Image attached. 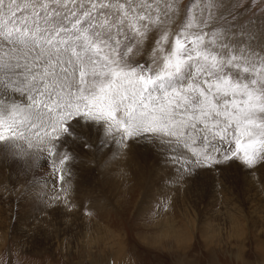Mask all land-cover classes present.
Masks as SVG:
<instances>
[{"label": "rangeland", "instance_id": "374dc122", "mask_svg": "<svg viewBox=\"0 0 264 264\" xmlns=\"http://www.w3.org/2000/svg\"><path fill=\"white\" fill-rule=\"evenodd\" d=\"M96 1L0 0V19L10 23L19 22L27 27L36 26L52 35L56 34L54 38L57 39L59 48L62 44L61 49L65 53L69 50L71 53L69 55L78 52L80 60L83 59L86 64L93 65V70L90 72L93 82L86 86L89 87L88 89L98 86L99 81L96 80V76L102 75L107 67L105 58L101 57L100 46L109 50L113 46L110 51L114 50L113 53L120 57L121 72L124 71L127 80L128 77L133 78L132 82L127 84V88L135 82L133 90L124 91L133 101L125 106L128 109L123 118H128L130 114L137 117L140 111L154 115V104H159L160 112H167L166 114L169 113L170 116L173 115L174 118L186 123L189 129L197 132L195 135L198 139L201 136L214 135L207 142L211 144L209 146H217L216 148L219 149L217 151L222 157L219 155L214 159L209 158L203 160L200 166L198 163L189 170L184 169L183 173L186 174L180 177L182 182L177 185L174 194L170 191L166 196L156 193V187L155 190H151L152 193L155 192L154 194L145 193V185L140 186L132 180L121 189V167L113 166L109 172V180L117 190L110 194L104 181L100 183L98 177L100 168L97 170L91 168L90 163L95 159L94 151H91L93 147L97 145L98 150H101L99 153L108 155L113 148L111 142L104 143V146L109 145V152L107 146L104 148L103 145L101 146L104 141L94 145L96 141L91 144L85 140L86 134L79 133L77 141L80 148L74 150L79 153L72 152L70 159L75 161L71 163L69 160L67 164L70 162L72 165L69 163L64 166L66 170L70 168L71 173L66 175L69 171L59 163L57 166L60 170H57L56 176L54 170L57 166L53 167L45 158H39L45 165L42 164L37 169L36 166L26 163V168H29L26 170L20 167L22 164L19 166L13 161H10L11 165H9L8 156L0 148L2 154L0 159L8 160L3 165L5 172H0L2 177L0 264H264V141L260 137L256 139L259 142L252 139V135L256 134L252 120L264 119V0H146L148 3L145 0H131L134 1L133 6L136 5L141 11L137 16H131L127 14V10L126 15L130 18L137 17L136 24H132L126 19L127 17L121 15L119 6L113 5L114 1L116 3L120 0ZM149 3L155 6L151 8L155 10L154 13L149 11L152 6ZM27 7H30L29 11ZM3 9L8 12L7 16ZM140 29H143L142 33L145 36L141 35ZM171 35L175 36V44L172 42L176 47L174 51L179 48L177 51L180 52L181 47L188 50L181 51L182 53L173 51L175 55L172 56L178 58V54L180 57L182 55L185 59L183 62L188 61L189 64L184 62L183 66L186 65L184 71H181L183 69L181 64L180 69L178 65H173L171 70L167 67V70L161 72L154 69L153 64L147 59L148 53L152 56L156 52H161L160 54L163 55L165 52L162 53L163 47L160 46L164 44V39ZM192 40L197 45L195 42H193L195 45L191 44ZM193 45L195 48H192ZM217 45L219 47L215 49ZM234 46H238V50L233 49L231 52L230 48ZM247 47L249 49H245ZM241 48L244 51L240 50ZM82 49L87 52L82 53ZM247 51L251 54L246 53ZM240 52L246 55L242 56ZM253 53H256V57L260 56L256 58ZM42 58L37 62V66L47 65L44 59L46 56ZM248 58L253 61L248 62ZM0 59L3 62H0V68L4 66L6 68V60H3L5 58L0 57ZM244 59L247 62L244 63ZM166 61L164 58L163 62ZM50 62L52 63V60ZM255 62L262 64L261 69ZM86 64L82 63L77 72L78 83L82 81L86 69H89ZM241 65L247 66L241 67ZM253 65L258 70H254ZM5 68L0 71H6ZM62 68L65 69V65ZM25 69L29 72L31 70ZM127 71L129 74L126 73ZM77 85L78 88H74L72 93L78 91L84 95L86 87ZM110 85L112 89L117 88L115 83ZM167 92L168 97H166ZM162 98L165 105L162 104ZM199 101L201 104L198 103ZM47 109L50 110V106L47 105ZM254 109L258 112L256 113ZM247 111L250 112L246 115ZM85 115L87 111L84 112L83 117ZM246 116L252 119V124ZM221 118H225V121ZM0 120L3 122L0 126L1 137L3 126L15 124L16 121L4 122L1 113ZM122 123L124 124V121L121 119L118 138L124 136L123 133H126L128 127L127 124ZM256 125L263 127L264 122ZM77 127L78 124L75 126L76 130ZM223 127L224 131L221 130ZM65 129L64 127L63 131ZM226 129H230V134L235 137L232 138L228 134L226 136L224 134ZM139 130L133 140L137 141L136 146L141 148L144 146L139 144L141 141L149 142V130L147 125ZM79 135L81 137H78ZM80 138L82 144L79 143ZM253 142H257L256 145ZM89 145H92L91 148L88 147ZM119 147L125 150L124 144ZM170 149L172 153L175 145ZM253 150L255 151L251 152ZM52 152L51 154H54V151ZM99 153L96 155H100ZM163 153L168 152L163 151ZM77 154L78 157L83 158L79 159ZM24 155L20 152L12 153L13 157ZM186 155L188 153L184 156ZM70 165L72 167H69ZM77 165L79 167H76ZM179 165L181 166V162ZM73 167L75 169H72ZM76 168L80 172L78 173L80 181L85 178L88 180L87 185L82 189L83 200L80 202L88 206L81 208L78 205V209L73 204L76 198H68L66 195L68 190L65 192L63 188L64 179L70 180ZM181 174L182 172H178V175ZM1 175L6 176L5 179ZM54 177L57 178L55 183ZM73 178L71 180H74ZM157 188L160 191L161 187L157 186ZM54 192L55 194L52 195ZM97 198L104 200L106 205L101 206ZM60 209L64 211L62 217L60 214L57 215ZM71 212H74V215ZM162 218L172 220V228L167 232L159 230L158 220ZM94 221L106 228V233L110 232L109 235L104 236L105 239L101 237L100 231L97 233L94 227H91ZM61 222H63L62 227ZM90 222L93 224L91 225ZM91 229H94L95 233Z\"/></svg>", "mask_w": 264, "mask_h": 264}, {"label": "bare ground", "instance_id": "6f19581e", "mask_svg": "<svg viewBox=\"0 0 264 264\" xmlns=\"http://www.w3.org/2000/svg\"><path fill=\"white\" fill-rule=\"evenodd\" d=\"M120 1H117L116 3L114 1L113 5L115 7H116V5L119 6V9H121L122 12L125 11L124 14H122V12H121V15H124V18L127 17V15H126L127 10H128L127 14H130L131 16H137L140 13L141 10L139 8H137L136 5L133 6L134 1H131V0H120ZM96 2H98V1H96ZM145 2H147V1L145 0ZM103 5H104V3H103ZM150 5H152V6L149 8V11H152V12L155 11L153 9L151 10V8H154L155 6L153 4H150ZM157 7H159V6H157ZM26 9L28 10V9H30V7H27ZM2 11L5 12L6 16L8 15L7 11H5L4 9ZM90 11H91V9H90ZM144 14H146V13H144ZM136 18L137 17H133V18L127 17L126 19L129 22H131L132 24H136ZM15 24L24 26V33L25 34H22V35L18 36L17 38L13 39V42H11L12 46H11V44L6 45L3 42H1L3 44H0V46L2 45L1 50H3V51L0 50V54H1L0 57L5 58L3 60H6V64H7V66H6L7 69L5 68V66L2 67V68H5L6 71H4V72H2L3 70L0 71V72H2V73H0V108H1L0 113L2 115L3 121L6 123L12 122L13 120L16 121L15 124L3 126L4 131L2 133V136L0 137V148L2 151H4V153H6V156L9 157V158L7 157V159L9 161L6 159L5 160L0 159V172H5L3 169V167H5V166H3V165L5 163H7V161L9 162V165H11L10 161H13L14 164L19 165V166H20V164H22L20 167H23L26 170L29 169V168H26L27 167L26 163H29L30 166L31 165L36 166L38 169V167L40 165H42V164L45 165V163H43L39 159L42 157L45 158L47 161H50V164L53 165V167H56L57 164L61 163L60 166L64 168L65 165L67 166L70 163L69 162L67 164V161L71 160V163H73V161H75V160L70 159L71 156L73 155L71 153L75 152L74 150L76 148L77 149L80 148V146H78L79 144L77 141L78 140L77 135L79 133L80 134L84 133L87 136V137H85V140H88L90 143L96 141L94 145L104 141L101 144V146L103 145L102 147L104 148L107 146V145L104 146L105 141H108L109 143L111 142L110 144L113 148H111L112 150L110 152L109 145L107 146L108 147L107 149L110 152V153H108V155H105L106 153L101 154L102 152L99 153L101 150L100 151L98 150L99 147L97 145L95 147H93V150H91V151H94L93 153H94L95 159L90 163L91 168H94L96 170L98 168H100L99 174H98V177L100 178V183H103V181H104V185L107 189H109L108 192L110 194H112L111 192L116 191L117 188H115L110 183L109 172L113 169L112 168L113 166H117V167H121V189H123L124 186L127 183H130L132 180V181L140 184V186L145 185L144 186V187H146L145 193L154 194L155 192L156 193L158 192V194L161 195V193H162V195L165 194L163 196H166L168 193H170V191L174 194L173 191H175V189H177L176 188L177 185L180 182H182L180 177L182 175L186 174V173L185 174L183 173L184 169L189 170L190 167L193 168L194 165H198V163H200L198 165V166H200L201 162L203 160L205 161V160H208L209 158L214 159L216 156L222 155L219 151H217V150H219L216 148L217 146H215V147L209 146L211 144L209 142H207L208 139L214 135L201 136L198 139V136L195 135L197 132H195L192 129H189L185 125L186 123L184 124L180 119L174 118L173 115L170 116L169 113L166 114L167 112L166 113L160 112L159 104H154V115H150L146 111H140V115L137 117L134 114H130L128 116V118H126V119L123 118L125 116V113H127V109H128L125 106H127L128 103L133 101L132 98H128V96L124 93V91H130L131 89L133 90L134 86H135V82L132 85H130L129 88H127L128 87L127 84H130L132 82L133 78L130 79L131 77H128L129 80H127L126 79L127 76L125 75L124 71L121 72V60H119L120 57L117 54L113 53L114 50L110 51L113 46L110 48V50L107 47L105 48L104 46H100L99 51L102 52V55H101V53H100V55H101V57L103 56L105 58L104 59L102 57L106 61L105 63H107V67H106V69H104V72L101 73L102 75L96 76V80L99 81V83H97L98 86L93 88V89H88L89 87H86V86L89 85L91 82H93L92 77H91V73H90L93 70V65L86 64L83 59L80 60V54L78 52L77 53L75 52V54H73L75 57L73 55H69L70 50L69 51L67 50L68 54L65 53V51H63L61 49L62 44H60L61 47L59 48L57 39L54 38L56 34L52 35V33L48 32L44 29L38 28L36 26H35V28L34 27H27L25 24H20L19 22L15 23ZM13 28L14 27H12V29ZM140 30H141L140 32L142 33L143 29H140ZM141 35L145 36L144 33H142ZM139 37H141V36H139ZM174 37H175L174 35H171V37L170 36L166 37L164 39L165 42L163 41L164 44L162 46H160V47H163L162 53L165 52L166 53V54L164 53L165 55L160 54L161 52L160 53L156 52V50H155L156 53L152 56H151V53H148L149 57L147 59L153 64L154 69H157V70L162 72V71H165L164 69H166L167 67H169L168 68V70H169L173 65H175V66L178 65V69H180L179 65H181V64H182L181 66L183 67V69L181 71H184V69L186 68L185 67L186 65L183 66V64L185 62V61L183 62V60H185V59H183L182 55H181V57H182V59H181L180 55L178 54L181 51L185 52L186 51L185 48L181 47L180 52L177 51L179 48L176 49V51L178 52L177 53L178 58L173 57L175 55V54H173V51L176 48V47H174V44H175ZM64 39H66V38H64ZM61 40H62V38H61ZM215 41H217V39ZM179 42H180V40L178 41V43ZM193 42H195V41L192 40L191 44H194ZM191 44H190V46H191ZM195 44L197 45L196 42H195ZM237 44H239V43H237ZM63 45L65 46V44H63ZM194 45L192 46V48L194 47ZM228 45H229V43H228ZM244 45H246V44H244ZM217 47H219V46L218 45L215 46V49ZM237 47L234 46V47H232V49L230 48V51L233 52V49H235L234 51L238 50ZM225 48L227 49V47H225ZM243 48H241L240 50H242ZM83 49L81 50V52L86 53L87 50L84 51ZM245 49H249V47H247ZM250 49H251V47H250ZM176 51H174V52H176ZM243 51H244V49H243ZM127 53H129V52H127ZM242 53H241V55H242ZM246 53L251 54V52H248V51ZM257 53H259V52H257ZM188 54L186 56H188ZM203 54H205V53H203ZM253 54H255L253 56L256 57V53H253ZM141 55H142V53H141ZM244 55H246V54H244ZM244 55H242V56H244ZM43 56L44 57L46 56V58H44V59L46 60L47 65L44 67L37 66L36 65L37 62L39 60L43 59L42 58ZM204 56H203V58H205ZM259 56L257 55L256 58H258ZM226 57H227V55H226ZM49 58L52 60V63L50 62L51 60ZM164 58L167 60L166 62H163ZM208 59H206V61ZM241 60L239 59V61H241ZM245 60L246 59L243 60L244 63L247 62V60L246 61ZM262 60H263V56H262ZM243 61H242V63H243ZM249 61H250V59L248 60V62ZM251 61H253V60H251ZM259 61H261V60H259ZM187 62H185V63H187ZM220 62H221V60H220ZM1 63H3V62H1ZM14 63H15V66H14ZM82 63L86 64L87 67L89 66V69L88 70L86 69V72L83 75L82 81L80 83H78V81H77V74L78 73L77 72L79 71L80 65ZM187 64H189V63H187ZM255 64L257 65L258 63L255 62ZM16 65H17V67H16ZM63 65H65V67H66L65 69L62 68ZM261 65L258 64L257 67L260 68ZM243 66L241 65V67H243ZM246 66L247 65H245L244 67H246ZM31 67H33V68L31 69ZM255 67L256 66L253 65L254 70L255 69L258 70ZM2 68H0V69H2ZM25 68H28V69L30 68L31 69L30 72L28 70H26ZM247 69H248V67H247ZM250 69H251V67L249 68V70ZM249 70H248V72H249ZM26 71H27V73H26ZM126 73H128V71ZM89 78H91V79H89ZM111 83L112 84L115 83V86H117V88H114V89L110 88ZM77 84L82 85V87H86L85 88L86 91H85L84 95L79 93L78 91L75 94L72 93L73 92L72 90L74 88H78ZM195 87H196V85H195ZM124 88H126V89H124ZM222 90H224V89H222ZM219 94H221V93H219ZM137 95L138 94H136V96ZM168 96L169 95L167 92L166 97H168ZM163 100H164V98H162V104L165 105V101H163ZM214 100H215V98H214ZM198 103H200V101ZM85 104H86V107L84 108ZM47 105L50 106V110L47 109ZM164 107H166V106H164ZM220 108H221V106H220ZM172 110H174V109H172ZM205 110H207V109H205ZM86 111H87V115H85L83 117V114ZM254 111H255V109H254ZM249 112L250 111L245 112L246 115L249 114ZM251 112H253V111H251ZM12 113H14V114H12ZM237 115H238V113H237ZM213 116H215V115H213ZM249 116H246V117L249 119L248 121H251L252 119H250ZM251 116H253V115H251ZM81 117H83V118L80 119ZM254 117H256V116H254ZM121 119L124 121V124L123 123L122 124L123 125L127 124L128 127L126 129V127L124 126L125 127L124 129H126V133H123L124 136L119 137V138H121V140H119L118 128L121 125L120 124ZM181 119H182V117H181ZM216 119L218 120V118H216ZM221 119H224V121H225V118H221ZM208 120H210V119L208 118ZM261 120H263V121H261ZM252 121H254L253 127L256 129V131L252 130V131L256 132L255 135L251 134L253 136L252 139L256 140L260 137L264 141V138H263V136H264V125H263V127H259V125H256V123H259V122H260V124L263 123L264 119L255 118ZM252 121H251V124H252ZM221 123H222V121H221ZM2 124H3V122L0 120V126H2ZM77 124H78V127L76 130L75 126H77ZM145 125H147V128L149 130V132H148L149 133V135H148L149 142L143 143V141H141V142L139 141L140 142V143L138 142L139 144L144 145L141 148H139L136 146L137 141L135 142L133 139H134V137L136 138V136H137L136 134L138 133V131L140 132L139 129H143ZM222 125H223V123H222ZM149 126H150V128H149ZM212 126H213V124H212ZM64 127L66 128L65 131H63ZM229 127H231V126H229ZM197 129H198V127H197ZM223 129H224V127L221 130L224 131ZM219 133H221V132H219ZM221 134H223V133H221ZM224 134L225 135L228 134L232 138L235 137L232 134H230V129L225 131ZM78 137H81V136L79 135ZM201 138H203V139H201ZM146 139H147V137H146ZM80 140L81 141H79V143L81 142V144H82V139L80 138ZM257 142H259V141H257ZM260 142H262V141H260ZM256 143H254V145H256ZM122 144L125 145V150L121 149V147H119V145L121 146ZM251 144H250V146H251ZM172 145H175V149L172 152L173 154L170 153L171 152L170 148ZM91 146L89 145L88 147L91 148ZM84 149H87V148H84ZM231 149H232V146H231ZM52 151H54V154H51V153H53ZM163 151L168 152L167 154H169V155H167L166 153H163ZM254 151L255 150H253L251 152H254ZM13 152H20V153L25 154V155L22 157H13L12 156ZM47 152H49V153L47 154ZM105 152H107V151H105ZM75 153H79V152L77 151ZM97 153H99L100 155H96ZM186 153H188V155L184 156ZM249 153H250V151H249ZM49 156H51V158ZM82 156L84 157V154H82ZM165 156H167V157L165 158ZM47 157H48V159H47ZM77 157H78V154H77ZM1 158H2V156H1ZM3 158H5L4 154H3ZM78 158L82 159V158H80V156ZM79 159H78V161H79ZM180 159L182 161H179ZM209 161H211V160H209ZM180 162H181V166L183 165L182 167L179 165ZM71 165L69 167H72ZM78 165L76 167H79ZM202 168H204V167H202ZM30 169H32V168L30 167ZM33 169H34V167H33ZM58 169H59V166H57V169L54 170L55 176H56V172ZM64 169H63V172H64ZM72 169H75V167H73ZM43 170H44V167H43ZM69 170H70V168H69ZM178 172H182V174L178 175ZM67 173L69 174L71 172L70 171L66 172V175H67ZM73 173H74L73 174L74 178H73V176H70V177L73 178L74 180H71V178H70V180H68V181L66 180L67 181L66 182L65 181L66 178H65L64 182H63L64 183L63 188L65 189V192H67V190H68V193H66L68 198L69 197H70V199H71V197L76 198V201H75V203L73 202V204H75V207L78 209V205H80L81 208L85 205L88 206L87 204L83 205L82 203H80L83 200L82 189L87 185L88 180H87V178H85L82 182L80 181V179L78 177V173H80V172L78 171V169L75 170V172L73 171ZM4 175H1V176H4ZM5 177L6 176H4L3 178L5 179ZM68 177H69V175H68ZM205 177H207V176L205 175ZM1 178L2 177H0V183L2 182ZM8 180H10V179H8ZM53 180H54V183L57 182V178L54 177ZM62 181H63V179H62ZM12 182H14V181L12 180ZM10 183H11V181H10ZM46 184L49 185L48 182ZM60 184H62V183H60ZM54 185H56V184H54ZM157 186L161 187L160 191L158 190ZM154 187H156V190ZM152 189L155 190L154 193L151 192ZM49 193H51V191ZM53 194H55V192L52 193V195ZM158 194H155V195H158ZM176 196H178V195H176ZM180 197H181V194H180ZM22 200H24V198ZM39 200H41V199L39 198ZM96 200L101 204V206L106 205L105 201L102 200L101 198H99V199L97 198ZM30 201H31V199H30ZM51 201H52V199H51ZM60 203H62V202H60ZM69 203H67V204H69ZM71 204H72V202H71ZM64 205H65V203H64ZM62 211H63V209L62 210L60 209L59 212L57 213V215H59V214L61 215L64 212V211L63 212ZM71 213H73V215H74V212H71ZM75 213H76V211H75ZM75 216H76V214H75ZM61 217H62V215H61ZM18 220H20V219H18ZM171 221L167 218H162V219L158 220L159 230L164 231V232L169 231L172 228V225H171L172 222ZM62 223L63 222L60 223V226ZM91 223L92 222H90V224ZM91 227H94V229L97 231V233L100 231L101 237H103L104 239H105L104 236H107L110 234V232H108L109 234L106 233V228H104L97 221L96 222L94 221V224ZM93 230L91 229V231H93ZM93 232L91 233V235L93 234Z\"/></svg>", "mask_w": 264, "mask_h": 264}]
</instances>
